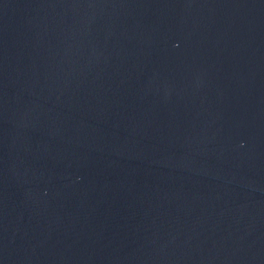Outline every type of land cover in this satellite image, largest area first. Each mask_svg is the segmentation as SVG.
I'll list each match as a JSON object with an SVG mask.
<instances>
[{
	"label": "water",
	"instance_id": "water-1",
	"mask_svg": "<svg viewBox=\"0 0 264 264\" xmlns=\"http://www.w3.org/2000/svg\"><path fill=\"white\" fill-rule=\"evenodd\" d=\"M0 264H264V0H0Z\"/></svg>",
	"mask_w": 264,
	"mask_h": 264
}]
</instances>
